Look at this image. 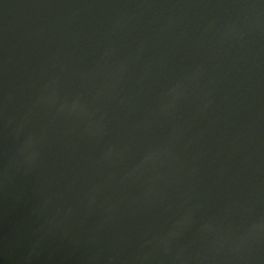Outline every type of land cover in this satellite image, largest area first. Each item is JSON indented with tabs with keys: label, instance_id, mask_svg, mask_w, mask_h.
I'll return each mask as SVG.
<instances>
[{
	"label": "water",
	"instance_id": "water-1",
	"mask_svg": "<svg viewBox=\"0 0 264 264\" xmlns=\"http://www.w3.org/2000/svg\"><path fill=\"white\" fill-rule=\"evenodd\" d=\"M0 264H264V0H0Z\"/></svg>",
	"mask_w": 264,
	"mask_h": 264
}]
</instances>
